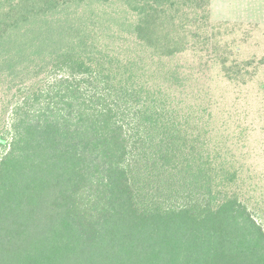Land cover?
<instances>
[{"label": "trees", "instance_id": "obj_1", "mask_svg": "<svg viewBox=\"0 0 264 264\" xmlns=\"http://www.w3.org/2000/svg\"><path fill=\"white\" fill-rule=\"evenodd\" d=\"M213 1L0 0V264H264V53Z\"/></svg>", "mask_w": 264, "mask_h": 264}, {"label": "rangeland", "instance_id": "obj_2", "mask_svg": "<svg viewBox=\"0 0 264 264\" xmlns=\"http://www.w3.org/2000/svg\"><path fill=\"white\" fill-rule=\"evenodd\" d=\"M223 8H227L228 18L223 17ZM213 10L215 20L229 19L243 22V27H254L252 37L248 39L244 46L248 50L247 52L264 53V0H227V3L224 0H214ZM239 38H244V35L240 33ZM218 77L216 75V78ZM214 88L217 96L224 98L227 105L231 104L232 99L237 96L231 87L227 86V83L222 80H217ZM239 96L242 97L241 107H246L248 101L249 107H253L249 118L254 121V155L259 163V170L264 173V93L259 92L257 86L251 84L249 89H245V92ZM220 107L222 108V105ZM262 185H264V181H262ZM260 193L261 189L257 191V195L259 196Z\"/></svg>", "mask_w": 264, "mask_h": 264}]
</instances>
